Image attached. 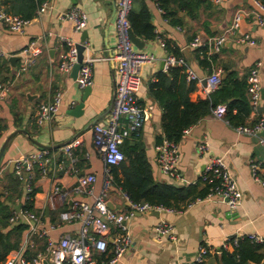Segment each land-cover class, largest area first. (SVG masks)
Listing matches in <instances>:
<instances>
[{
	"label": "crops",
	"instance_id": "obj_1",
	"mask_svg": "<svg viewBox=\"0 0 264 264\" xmlns=\"http://www.w3.org/2000/svg\"><path fill=\"white\" fill-rule=\"evenodd\" d=\"M44 1L50 4V9L44 13H38L35 9V15L22 34L10 31L0 22V83L10 85L9 94L0 99V147L11 133L22 131L7 143L0 163V193H4L0 199L6 201L12 211H17L15 207L18 205L21 210L28 200L22 181L23 184H19L17 191L5 189L9 186L10 175L15 174L14 159L42 149L31 139L46 145L70 139L79 129L106 111L116 87V73L115 69L114 73L111 70L110 57L114 54L116 43L113 9L117 0ZM209 1L211 8H201L198 13L191 14L177 6L179 0H171L169 7L174 12L167 16L158 0H134L132 9L147 7L158 37L150 40L139 38L143 41L141 51L153 54L155 59L143 65L140 70L142 80L137 102L143 108L146 120L138 135L124 140L142 144L155 180L174 186L194 184L198 190L202 189L204 184L200 182V175L209 159L222 157L241 192V203L231 210L224 202L197 199L178 209L180 212L177 213H135L126 221L131 234V245L124 256L113 264H190L201 245L217 250L221 249L222 240L230 235L257 234L264 237V187L251 175V163L256 162L259 165L258 175L264 180V143L260 142V139L264 141V128L256 134L239 132L226 119L216 118L213 108L209 115L189 126L178 142V179L163 173L156 162V138L163 134L161 118L166 109L165 103L171 102L174 97L176 102H180L186 95L193 102L209 96L205 90L206 84L202 83L209 68L196 58V50L190 46V41L195 36L206 37L220 33L230 25L237 9L250 11L253 8L251 0ZM72 6L81 7L87 15V25L80 32H75L72 24L63 18V13ZM84 31L87 32V37L82 41ZM237 33H248L254 44L247 45L233 39L227 41L219 53L212 54L214 59L211 60L210 68L211 71H220L219 84L227 73H233L234 77L244 82L251 67L258 62L260 105L256 114L250 113L244 120V124L253 125L259 115L264 114V27L257 24L252 15H247L240 20ZM37 37L42 38V53L33 66L22 71L20 68L26 58L22 50L29 40ZM158 38L162 39L164 46L160 45ZM65 39H70L75 45L82 43L83 56L89 54L94 58L93 82L87 87V92L86 87L76 86L71 70L63 73L57 69L58 62L67 50ZM167 45L183 56L188 67L199 77L198 81L180 75L178 78L168 75L164 86L154 88V83L159 80V73H167L168 70L164 67L165 56L169 53ZM11 56L17 58L9 61ZM113 64L115 68L114 60ZM190 83H193L194 88L187 92ZM56 89L64 93L60 111L52 121L39 126L33 120L35 105L41 100L49 99ZM156 92L161 97H157ZM81 102L84 104L83 114L75 119L73 128L63 127L73 119L70 111ZM235 112L234 107L233 113ZM107 117L108 114L99 118L96 123L105 121ZM92 128L93 126L75 138L80 144L73 151L76 156L73 163L59 147L49 149L51 161L45 176L40 175L35 166L31 184V191H34L33 207L40 216V224L46 229L47 237L33 236L31 245L25 243V230L19 248L8 254L23 257L26 249L36 250L43 244L45 247L48 238L56 243L61 237L80 235L81 223L62 222L59 213L70 205L72 199L93 204L94 197L102 190L106 166L93 146ZM203 141L207 143V149L199 153L197 146ZM86 173L95 175L91 194L73 196L67 193L61 202L50 196L55 185L66 193L76 184L77 177ZM107 203L110 209L118 212L125 211L129 204L127 197L115 183L109 189ZM93 212L99 215L97 211ZM233 212L237 215L231 216ZM160 219L174 225L175 240H168L154 232ZM113 233L111 225L110 234ZM44 247L38 251H43ZM217 254L219 253H209L205 264H219L215 256ZM259 264H264V257Z\"/></svg>",
	"mask_w": 264,
	"mask_h": 264
},
{
	"label": "built area",
	"instance_id": "obj_2",
	"mask_svg": "<svg viewBox=\"0 0 264 264\" xmlns=\"http://www.w3.org/2000/svg\"><path fill=\"white\" fill-rule=\"evenodd\" d=\"M253 8L250 11L237 9L233 15L230 25L218 34L206 37L195 36L190 41V46L198 51L199 55L211 56L220 52L223 45L229 40L239 43L253 45L254 41L248 33L239 35L238 28L240 20L247 15H252L255 22L264 27V2L261 0H251ZM134 0H117L115 6V34L116 43L112 60L116 62V87L115 97L112 108L105 121L93 125L92 143L94 148L100 153L105 163L106 169L103 177L101 192L94 198V203L89 204L79 199H72L70 205L59 213L62 222H80L81 230L78 237L64 236L56 243L48 238L44 250L37 252L36 256L30 260L25 259L19 254L10 253L6 256L2 264H113L119 261L127 252L131 245V234L126 221L135 213L148 214L153 211L160 212H180L177 209L166 208L161 205H151L148 203H134L128 198V208L125 211H115L107 206V195L113 185L110 166L121 163L125 156L120 149L122 140L139 134L144 121L146 120L143 108L137 102V93L141 87V67L152 62L155 57L137 49L130 38L129 13L132 9ZM50 9L47 1L42 2L38 13H44ZM63 18L72 24L75 32H80L87 25V15L79 6H72L63 13ZM30 20L12 15L4 10L0 0V22L12 32L22 34ZM41 37L29 40L22 54L25 63L20 70L26 71L33 66L42 53ZM67 50L62 55L57 64L59 72L67 73L77 63V48L70 39H65ZM161 46L164 43L158 38ZM1 53V51H0ZM94 58L89 54L83 56L80 68L75 78V84L79 88H85L92 84V64ZM173 66L183 67L186 77L190 80L198 81L199 77L191 70L182 57H175L167 53L164 60V67ZM258 62L251 67L246 76L247 99L251 108V114H256L261 100V82L259 78ZM220 71L212 70L205 78L206 92L213 91L219 83ZM10 91V85L0 83V99L5 98ZM64 93L56 89L52 96L47 100L39 101L34 108L33 120L41 126L52 121L59 113ZM227 107L225 104L217 105L213 110L216 118L224 119ZM239 132L256 134L264 128V114H260L258 120L253 125L236 127ZM187 130L184 131L186 133ZM261 143H264L260 139ZM80 144L75 139L72 142L60 147L64 154L70 157L71 163L74 162L73 151ZM198 152L202 153L207 149V143L201 142L197 146ZM156 162L163 173L169 177L178 179V143L163 140L156 145ZM51 155L48 149H39L35 153L27 154L14 159V173L16 177L24 183L29 199L31 192L34 168L37 166L40 175L45 176ZM259 165L251 163V175L264 187V180L258 175ZM203 183L209 185V193L201 201H220L228 205L229 209H236L241 203V192L229 168L222 157H211L200 175ZM95 181L93 173H86L77 177L76 184L66 193L60 191L58 186H54L50 193L51 197L57 198L60 202L69 193L73 196L91 194L92 185ZM126 196V195H125ZM127 197V196H126ZM97 211L99 215L94 214ZM10 222L23 221L27 224L25 243L32 245V237L46 238L47 231L41 226L40 216L28 210L12 211L9 218ZM112 225L114 233L110 234ZM154 232L158 236H163L168 240H175L174 225L164 219H160ZM250 240L264 245V237L257 234L247 236ZM243 238L241 235H230L221 242V249L208 248L205 245L199 246L194 259L190 264H205L207 255L211 252L220 253L222 249H228L236 245L238 240ZM232 239V242H230Z\"/></svg>",
	"mask_w": 264,
	"mask_h": 264
},
{
	"label": "trees",
	"instance_id": "obj_3",
	"mask_svg": "<svg viewBox=\"0 0 264 264\" xmlns=\"http://www.w3.org/2000/svg\"><path fill=\"white\" fill-rule=\"evenodd\" d=\"M5 12L20 16L21 18L30 20L35 15V9L44 0H1ZM160 6L165 10L167 16L173 14V10L169 7L171 0H158ZM174 1V0H173ZM264 2V0H261ZM181 9L187 10L189 13L197 12L203 8H211V1L209 0H179L177 5ZM130 29L138 38L145 40L157 38L154 31V26L151 23V15L146 6L139 10L131 9L129 16ZM178 22V21H177ZM167 50L170 54L179 58L183 56L174 51L167 45ZM196 58L203 66L209 68L211 72V60L214 56L199 55L195 51ZM5 61V60H4ZM221 79L220 84L209 93L206 99L197 102L190 101L187 95L180 102H176V97L173 95L171 102L165 103V112L161 118L163 134L157 136L156 144H160L164 139L178 143L183 136L184 131L197 121L206 117L211 113V110L218 104L225 103L227 110L224 119H226L233 126H244V120L251 113V108L247 99V81L244 82L234 77L233 73ZM168 75L178 78L180 75L186 78V73L183 67L173 66L169 67L167 73H159V80L154 83V88L164 86ZM194 88L193 83L187 92ZM157 97H161L157 92ZM232 99V100H230ZM180 103L182 108H180ZM236 112L233 113V108ZM136 135V134H135ZM138 135V134H137ZM133 136V135H132ZM125 158L118 165L110 166V173L113 184L115 183L120 190L127 196V198L134 203H148L151 205H161L171 209H181L186 204L204 198L209 193V185L204 184L200 190L196 185L189 184L184 186H174L169 183H161L155 180L151 165L147 160L145 150L142 144L130 143L124 140L120 145ZM76 158L75 154H73ZM22 183L15 174L10 175L9 186L5 187L7 190L14 189ZM23 184V183H22ZM4 193L1 191L0 197ZM34 191L29 193L30 197L26 200L23 210H28L36 213L33 207L32 196ZM8 198V197H7ZM12 214V209L6 201L0 199V262L2 263L7 254L15 249H18L22 239L23 233L28 226L23 221L10 222L9 218ZM37 241V240H36ZM232 242V239H230ZM43 245H39L36 250L26 249L23 257L27 260L34 258L43 249ZM219 264H259L264 257V245L250 240L247 236L239 239L236 245L228 249H222L219 254L215 255Z\"/></svg>",
	"mask_w": 264,
	"mask_h": 264
},
{
	"label": "water",
	"instance_id": "obj_4",
	"mask_svg": "<svg viewBox=\"0 0 264 264\" xmlns=\"http://www.w3.org/2000/svg\"><path fill=\"white\" fill-rule=\"evenodd\" d=\"M115 10V8L113 9V11ZM129 33H130V38H131V41L132 43L134 44V46L141 50L143 48V41L141 39H139L138 37H136L133 33V31L130 29L129 30ZM87 37V32L84 31L83 32V36L81 38V40L83 41L85 38ZM76 48H77V63L72 67L71 69V75L73 76V78H76L77 76V72L80 68V63L82 61V58H83V50H84V45H82V43H78L76 44ZM15 58H17L16 56H11L9 58V61H13ZM111 58V57H110ZM111 70L112 72L114 73V64H113V60L111 59ZM202 83L203 84H206V80L203 79L202 80ZM88 88L86 87V92L88 91L87 90ZM262 93L264 95V89H262ZM114 97H115V93L112 97V100H111V103L109 105V107L106 109V111H104L101 115H98L97 117H95L94 119H92L85 127H82L81 129H79V131H77L70 139H66L60 143H57V144H53V145H46V144H43V143H40L39 141H36L34 139H31L32 142L38 146L39 148H42V149H55V148H59V147H62L68 143H70L73 139H75L78 135L82 134L83 132H85L86 130L90 129L97 121L99 118L107 115L111 108H112V105H113V102H114ZM83 102H81L79 105H77V107H75V109H72L70 111V114L73 116V119H71L68 123H66L63 127L65 128H70L72 129L73 126H74V123H75V119L80 117L82 114H83ZM18 132H22L21 130H16L14 131L13 133H11L3 142V144L1 145L0 147V163H1V160H2V156H3V153H4V150L6 148V145L7 143L11 140V138ZM107 206H109V204L107 203ZM16 210L18 211L20 209L19 205L15 207ZM152 213L154 214H158V211H153ZM237 215L236 212H233L231 213V216H235ZM43 264H47V262L45 260H43Z\"/></svg>",
	"mask_w": 264,
	"mask_h": 264
}]
</instances>
